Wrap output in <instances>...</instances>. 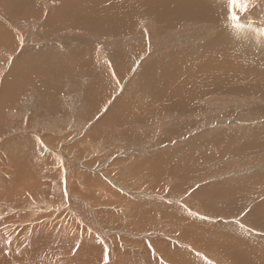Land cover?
<instances>
[{"label":"bare ground","instance_id":"1","mask_svg":"<svg viewBox=\"0 0 264 264\" xmlns=\"http://www.w3.org/2000/svg\"><path fill=\"white\" fill-rule=\"evenodd\" d=\"M248 14L264 19V0H249ZM225 20L226 0H0V264H104L105 249L108 264L202 263L186 260L197 238L224 264H264V167L241 171L264 164V126L240 129L250 121L237 114L223 134L227 158L201 152L218 176L193 175L189 149L152 156L151 134L139 133L162 127L163 112L193 115L221 85H242L240 67L255 70L244 90L264 100V25L217 30ZM204 25L214 33L176 43L178 31ZM136 121L147 128L133 131ZM73 143L93 157L73 154ZM192 179L208 183L191 196ZM250 206L246 231L222 223Z\"/></svg>","mask_w":264,"mask_h":264},{"label":"rangeland","instance_id":"2","mask_svg":"<svg viewBox=\"0 0 264 264\" xmlns=\"http://www.w3.org/2000/svg\"><path fill=\"white\" fill-rule=\"evenodd\" d=\"M259 5L261 6V3H259ZM239 15H240V17L241 16L243 17V18L241 17L240 20H239V23L240 24L241 23H244L245 24L246 22L249 24V22H250L251 24H257L258 23L259 25H264V19L261 18L262 16H260V18H259V16H257V17L255 16L254 18L249 16V14H248V8H247V11L246 12L240 13ZM231 25H232V22L231 21L228 22V23H226V20H225V23L224 24H222V23L220 24L219 23V25H216L215 28H218L217 30H219V29L229 30L230 28H233ZM202 28H201V26H197V28L196 27H193V28H191V30L185 29V30H182V31H178V35L179 36L177 37V40H176L177 42L176 43L177 44H180V45H184L187 42V41H184V40L187 39L188 42H189V43L187 42V44H191V42L192 43L194 42V43H197L198 44L201 40H203L202 39L203 37L210 36V34L212 35L214 33L213 30H212L213 28L210 25H208V26L207 25H204ZM42 29L43 28L41 27V30ZM137 29H138V27L136 28V31H137ZM75 30H74V32L77 35H83L84 34V35L87 36L88 39L89 38L91 39V37L95 36L94 35V31L92 29H87L88 30V34L85 33V32L84 33H80L82 31L81 28H77ZM193 30L196 31V32H194ZM203 30H204V32H203ZM42 31L44 32V34H45L44 37H45L47 35V33H45L44 29ZM70 32H72V31L70 30ZM197 32H198V34H200L203 37L200 38L199 41H197V40L192 41L195 38L199 37V35H197ZM96 33H97V36H101L102 31L96 32ZM194 35H195V38L193 37ZM112 36H113V34L108 35V38H109V39H107L108 42H110V38ZM185 36H187V38ZM131 38H135V37L132 36ZM131 38H129V39H131ZM178 39H180V40H178ZM48 42L49 41H47L46 43H48ZM172 44L173 45H171V46H175L174 43H172ZM170 47L168 48V50L170 49ZM157 55H160V53L158 51H156V55H154L155 59H157V57H159ZM142 65L144 66L145 64H142ZM235 68L236 67L230 68V70H228V73L233 74V72H235V70H234ZM240 70H243V72L246 73V74H250L253 71H255L253 68H247V67H240ZM244 73H243V78H242V85H238L237 84V87H231V86L227 85L223 80H221L228 87H225V85H221L219 87V91H218V94L217 95L213 94V95L210 96L211 98H208L206 101H203L202 100L203 102L200 103V105H201L200 108L198 106V112L195 113V114H193V115L192 114H185V113L182 114V111H179V112H176V113L175 112L174 113H171V112L170 113H168V112L165 113V112H163L162 114H160L161 117H158L159 118L158 120L156 119L157 117L153 118L152 120L156 119L158 122L161 119V121H163V126L160 127L159 124L153 123V125H149V126L147 125L148 126V129H146L147 131L139 132V133H142L143 136H147V133H150L151 134L148 139L150 141H152V143L151 142H148V141H145L146 147L144 148V150L145 151L148 150V149H149V151L151 150L150 151L151 152V155L152 156H155V155H157L159 153H167L168 151H169L168 153H172V151H174V153H175V151H176V154H179L181 151H184L185 149H189V151L192 150V153H191L192 155L191 156L194 155L193 157H196V159H198V157L201 156V152H203V151H209V152H211L212 151V154H210L209 156H211V157H222L221 159L222 160H225L227 157L224 158L223 156H228V155H227V153L222 155V153H224L223 149L229 148L230 142H228L229 141L228 137H226V135H223V134H226V132H230L231 133V132H233V130H235V126H233V123L238 118V115L241 116L242 114L245 113V115L247 116V117H245V120L246 121L247 120L250 121V124L247 123L245 125V124L242 123L240 125L242 128L239 127L240 129H244V128L246 129L247 126L250 125V126H252V128H254L253 131H255V127H253L254 124L256 125V128H258L260 126L261 127L264 126V120H263L264 119V112H263V108H262L264 106V100H263V98L261 99L259 97L260 94H257V93L252 92L250 90V88L244 90V88L246 86H248L249 83H250L249 78ZM135 74H136V82H138V83L141 80L143 81L144 76L146 77V75H143L142 73L135 72V71L133 72L132 77ZM140 74H142V75H140ZM70 75L75 76L77 74L76 73H70ZM84 75H87V73H85ZM127 75H129V74H127ZM119 78H120L119 80L121 81L123 78H127V77L125 75V76H122V77L120 76ZM79 80L80 79L78 78V81ZM123 94H125V93H123ZM125 97H127V96H125ZM256 97L259 98V100L261 102ZM214 100H216V102L212 103ZM257 101H259V102H257ZM221 102H226L227 105L226 106H222L221 105ZM210 103H211V105H210ZM189 104H190V102L187 103V106H189ZM254 104H255V109H251V108L254 107L253 106ZM257 106L259 108H262V110L261 109L257 110V108H258ZM106 107H110V105L105 106V108ZM105 108L103 107L102 108L103 110L101 112L99 110H98L99 112L98 111H95V112H98V114L96 115L97 117L95 116L96 118L91 121V124H94L96 122V120H100V118L102 117V115L106 114V109ZM156 110L158 111V113L160 112L158 108ZM239 110H241L242 112L239 111ZM253 110L256 111V112H254ZM259 111H260V113H257ZM252 114H254V116L256 115L255 118L252 117ZM230 115H231V117H230ZM105 116H103V117H105ZM240 120L245 121L243 118L240 119ZM256 121H258V123H256ZM209 123L211 125L208 126L207 124H209ZM212 123H214V124H212ZM220 124H222L224 126H221ZM258 125H260V126H258ZM106 126H107V129H111L110 132H112L113 130L119 128V127H117L119 125H116V127H115L114 125H109L107 122H106ZM129 126H131V127L132 126L138 127V126H140V123H139V121H136V122H134L133 124H131ZM250 126H248V129L250 128ZM83 127L86 128L85 126H83ZM143 127L144 128H147L146 125L142 123V126H140V129L142 130ZM211 127H212L213 130L211 129ZM215 127H216V129H215ZM132 128H133V131H134L135 128L134 127H132ZM132 128H130V129L132 130ZM166 128H168L169 130L166 129ZM119 129H120V131L121 130H125L124 126H120ZM176 130L178 132H176ZM210 130H212V132ZM170 131H171V133H170ZM183 131H184V133H183ZM185 131L187 133H185ZM157 133H158V135H157ZM182 133H183V136H182ZM171 134H173V135H171ZM180 134H181V136H180ZM213 134H215V135H213ZM219 134H220V136H218ZM198 137L200 138V140H199ZM213 137H216V139H217V140L215 139L216 143L212 141V138ZM222 137L225 138V139H223ZM173 138H175V139H173ZM220 138H221V141H220ZM169 139H172V140H169ZM143 140H144V138H143ZM108 141H111V140L109 139ZM222 142H224V144ZM73 144H74L73 145L74 146V153L73 154L79 153L80 156L84 154V157H87L88 156L87 159H90V156L93 157V155H92L93 153L91 151H89V152L88 151L81 152L82 151V147H81L82 145L81 144H79V143H73ZM151 144H154V145L155 144L156 145L158 144V146H155L157 148L150 149V146L149 145H151ZM174 145H175V147H174ZM187 147H189V148H187ZM208 147H209V149H208ZM220 149H222V150H220ZM87 152L89 153V155H86ZM116 152H118V151L115 150L113 152V154H116ZM140 152H143V151L140 150ZM226 152H228V151H226ZM195 153L197 154V156H196ZM253 153L254 152H252V153L246 152V153H243L244 154L243 156L241 155V156H238V157H242V158L246 157V158H249L250 157L249 154H253ZM103 156H104L103 157L104 161H106V159H108V157L105 156V155H103ZM189 167L191 169L192 162H191V164H190ZM263 167H264V164L258 165L256 161H254V162H246L245 166H243L241 168V171H243L242 172L243 174L244 173L249 174V173H252L253 171L255 172V170H259V171L260 170H263V169H257V168H263ZM227 169H229V170H232L233 169L234 170V169H239V168L238 167H235V166L232 167V164H231L229 166L227 165ZM227 169H225V170H227ZM191 170H193V175H196L197 174L198 176H202V174H208V173H212V172H213L214 176H218L217 174L219 173V172L218 173L215 172V171H217V168H214V167L210 166L209 164H207V162H205V160H204L203 157L199 158L198 159V162L193 164V168ZM212 176L213 175H209V179H212L213 178ZM182 180L183 179H181L180 182H184V180L183 181ZM193 180L194 181H198L197 179H192L189 182L191 184H193L192 183ZM203 181H204V184H203ZM221 181L222 180H220V182ZM198 183H200V185H198ZM207 183L208 182H205V180H200L198 182H195L194 185L190 186L191 188L188 189V190H189L191 196H192V193H194V190L201 189L202 186L203 185H206ZM252 209H253V207L250 206V208H247L245 210V212L239 213L241 215L239 217H237L236 219L235 218H232V219H229L228 221H222V223L226 224V226H228V225H233V226L236 225L237 227L241 228V230L243 229L244 231H246L245 225L248 222V216H250L249 214H250V212H251ZM221 211H224V209H222ZM200 218L203 221L207 220V218L202 217V216H200ZM207 221H209V220H207ZM206 233H208V231H203V235L206 234ZM255 235H256V233H255ZM179 236H175V239H178L179 240ZM165 239H166V241L172 243L171 241L173 240V238L168 237V239L167 238H165ZM170 239H172V240L170 241ZM260 239H264V238H260ZM173 245H175V244H173ZM186 245H188L187 247L184 248L185 249V252L187 254L186 260L188 259V256L189 255H192L193 257L196 256V257L202 259V263H196V262L195 263H190V262H188L190 264H224L225 261H222V260H226L228 258V257H225L226 258L225 259L224 257H219L218 256L219 259H220L219 260V259H216V254H213V253L209 254L208 252H206L205 246L201 242V238L200 239L197 238L195 240V242H194V245H196L200 249H197L195 246L190 245L189 243L186 244ZM175 248H178V247L175 246ZM172 252H174V249H172ZM156 259H159V257L156 258ZM165 260L163 258V262H158V263L159 264H175V263L169 262V260H167L166 258H165ZM190 260L191 261H194L193 258H190ZM184 264H187V263L185 262Z\"/></svg>","mask_w":264,"mask_h":264},{"label":"snow or ice","instance_id":"3","mask_svg":"<svg viewBox=\"0 0 264 264\" xmlns=\"http://www.w3.org/2000/svg\"><path fill=\"white\" fill-rule=\"evenodd\" d=\"M249 0H226L228 9V20L232 22V27H240L239 20L240 16L237 14L247 11ZM108 253L105 249L104 264H108Z\"/></svg>","mask_w":264,"mask_h":264}]
</instances>
